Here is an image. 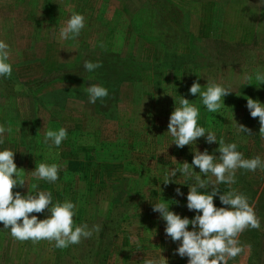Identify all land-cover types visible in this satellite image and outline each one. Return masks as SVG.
<instances>
[{"label":"rangeland","instance_id":"obj_1","mask_svg":"<svg viewBox=\"0 0 264 264\" xmlns=\"http://www.w3.org/2000/svg\"><path fill=\"white\" fill-rule=\"evenodd\" d=\"M74 13L85 17V27L77 38L61 39ZM0 41L9 45L12 65L11 77L0 78V126L12 128L0 136V151L14 152L26 181L13 193L50 192L53 204L68 193L64 200L76 205L73 228L101 226L58 249L46 240L17 241L0 222V264H187L152 204L194 218L186 206L192 181L177 184L186 182L177 172L176 183L165 185V170L191 164L197 150L219 156V144L201 137L177 148L169 117L183 96L198 108V126L237 144L245 159L264 160L259 118L246 107L247 98L264 104V84L255 80L264 74V0H0ZM85 60L102 67L88 72ZM194 81L202 91L208 81L230 88L219 113L189 93ZM92 83L109 96L89 103ZM61 127L67 139L59 147L43 143L48 130ZM39 163L59 165V179L36 180L31 171ZM235 178L219 185L221 193L248 197L261 227L240 234L245 251L228 264H264V171L238 169ZM214 204L226 207L218 196ZM31 215L43 220L50 213Z\"/></svg>","mask_w":264,"mask_h":264},{"label":"clouds","instance_id":"obj_2","mask_svg":"<svg viewBox=\"0 0 264 264\" xmlns=\"http://www.w3.org/2000/svg\"><path fill=\"white\" fill-rule=\"evenodd\" d=\"M85 27V17L74 13L66 25L60 29L61 39H75ZM10 49L4 41H0V78H10L12 65L9 63ZM84 68L88 72L102 67L100 62L84 61ZM253 77L246 75L245 80L251 81ZM255 80L259 85L264 84V74L256 73ZM206 90H201L198 82H193L189 88L191 95H197L202 99L203 105L211 113H219L224 107L223 98L232 91L228 87L221 86L212 81L206 84ZM89 103L95 104L98 99L103 100L109 96L106 87L92 83L86 87ZM247 109L252 118H259V135L264 139V104L257 100L247 98ZM199 110L191 105L189 100L181 96L179 107H175L169 117L168 133L173 138L171 144L177 148H183L204 137L206 143L218 142L219 147L215 149L219 156L209 154L207 150L194 153L191 164L187 161L182 166L172 170H165L164 184L175 182L177 172L186 178L185 183L191 180L187 194V209L195 211L196 215L191 220L188 217H181L169 210L165 203L152 204V211L160 214L166 222L165 234L173 242H178L175 253L181 258L187 257V264H228V260L236 258L245 251L240 244L238 237L247 229H259L261 222L257 217L254 208L249 204L248 197L238 193L235 189L221 193L219 185H233L236 183V171L244 169L256 172L257 169L264 171V160L260 156L245 159L243 154L237 151V144L225 143L223 137L217 141L214 132L207 131L198 126ZM238 130L251 135V129L244 125H238ZM5 131L11 133L12 128L5 129L0 126V136ZM67 139V130L61 127L59 130H48L45 133L43 143L59 147ZM0 143L3 140L0 139ZM60 166L53 163H39L31 171L36 180H46L50 183L56 182ZM199 168V172L193 169ZM20 169L14 163V152L8 149L0 151V222L4 229L10 230L11 237L17 241H29L38 243L46 240L55 242L58 249H65L71 245L79 244L83 239H89L93 233H99L100 225L87 224L73 228L74 209L76 205L69 200L63 203L53 204L50 192L37 191L35 194L22 196L20 192L13 193L16 186L23 187L25 180L20 178ZM199 173V174H198ZM203 174L207 179L202 178ZM211 177H215L212 180ZM176 183V182H175ZM32 189L38 185L33 184ZM206 190L201 192L200 190ZM210 189V191H207ZM177 195H183L181 189H175ZM219 198L222 205L216 207L214 198ZM178 203V202H177ZM50 213L47 218L39 220L32 213H43L45 210ZM22 221V222H21ZM191 224L192 230H188ZM144 264H157L154 260H145Z\"/></svg>","mask_w":264,"mask_h":264},{"label":"trees","instance_id":"obj_3","mask_svg":"<svg viewBox=\"0 0 264 264\" xmlns=\"http://www.w3.org/2000/svg\"><path fill=\"white\" fill-rule=\"evenodd\" d=\"M75 179H76V178L73 177V178H72V181H71L69 184L74 183V182H75ZM80 180H82V179H80ZM69 184H68V186H69L68 188H69V190H70V189H71V186H70ZM72 190H73V189H72ZM67 194H68V193H66V194L63 195V197H64V198L62 197V201H63V202L65 201L64 199H67V198H66V195H67Z\"/></svg>","mask_w":264,"mask_h":264}]
</instances>
